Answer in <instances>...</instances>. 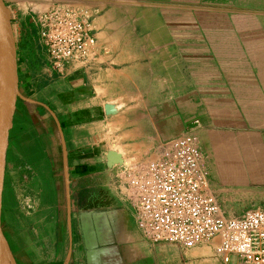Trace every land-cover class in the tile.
<instances>
[{
  "label": "crops",
  "instance_id": "0c3cea01",
  "mask_svg": "<svg viewBox=\"0 0 264 264\" xmlns=\"http://www.w3.org/2000/svg\"><path fill=\"white\" fill-rule=\"evenodd\" d=\"M127 2L85 0L82 5L96 12L101 42L115 50L141 48L147 56L150 46H158L162 52L157 64L164 66L159 73L165 72V65L180 58V43L166 22L172 15L180 28L181 10L160 12L166 39L159 44H150L155 42L149 38L130 44L117 38L120 25L113 20L124 16L119 10L127 9L129 15L128 8L117 7ZM239 12L211 9L209 47L229 48L247 37L254 43L255 52L250 51L255 61L264 64V24L255 20L257 24L241 35L234 26ZM142 23L138 22L142 27L148 21ZM16 48L18 91L0 187V243L13 263L224 264L215 254L217 239L191 249L147 241L139 228L127 173L136 174L153 156L160 157L162 144L181 135L195 119L205 122L207 132L241 129L243 102L233 96L264 98V88L215 87L212 96L217 99H208L204 115L190 119L182 114L179 102L171 104L181 94L169 96L162 90L157 93L162 98L150 101L148 58L85 56L58 70L50 58L31 59L28 47L17 38ZM231 75L244 77L241 72ZM262 75L261 71L260 82ZM135 89L142 100L133 104L128 100ZM153 112L160 117H153ZM151 136L156 141L153 148ZM259 168L264 172V165Z\"/></svg>",
  "mask_w": 264,
  "mask_h": 264
},
{
  "label": "rangeland",
  "instance_id": "374dc122",
  "mask_svg": "<svg viewBox=\"0 0 264 264\" xmlns=\"http://www.w3.org/2000/svg\"><path fill=\"white\" fill-rule=\"evenodd\" d=\"M5 2L12 19L15 38L21 41L24 47H28L31 59L38 58L39 62L42 60L44 62L50 58L40 36L43 16L49 12L70 10L76 17L92 22L95 27L96 44L86 56L148 58L150 101L154 102L162 98L157 94L162 90L169 96L181 94L182 98L172 101L171 104L175 101L179 102L184 111L182 114L191 117L190 119L194 118L193 116L204 115V103L208 99H217L212 96V89L215 87L222 88V85H228L246 89L264 88L263 75L262 81H259V73L262 71L263 74L264 64H260L258 60L255 61L251 54V51L255 52L252 40L244 37V40L231 44L229 48L220 47L217 50H212L207 42V37L212 30L211 9L227 8L241 11L239 12L241 16L235 20L234 26L242 35L244 30L249 31L253 28L255 20H258L257 23L264 24V0L224 2L129 0L127 3H118L119 9H129V15L126 14L128 12H124L127 9H123L118 13L124 16L112 18L114 21L117 20L115 23L120 25L122 31L115 34L119 40L131 42L130 44L146 42V38L154 40L155 43L150 42L152 45L159 44L158 40L166 39L163 33L166 26L164 22H159L160 12L173 11L175 8L181 10L178 22L180 28L177 26V21L174 22L172 15L170 17L173 19L165 23L171 24L169 25L170 35L175 36L180 43L177 50L180 58L176 59L175 64L165 65L163 73L159 71L164 66L157 64L162 48L150 46L147 56V51L141 48L115 50L108 43L101 42L98 37L101 26H99L96 12L82 5L85 0H5ZM142 20L148 21V24L141 27L138 22L140 21L141 24ZM237 72L243 73L244 77L237 78L231 75ZM253 74L256 76L253 77ZM136 91L128 100L133 104L142 100L141 92ZM187 94L189 95L184 97ZM234 98L243 102L245 124L241 126V129L235 131L214 129L207 132L205 122L200 121L201 118L190 122L185 129V131H193L198 138L199 147L203 153V168L207 172L209 192L216 197L223 216L227 219L239 218L254 210H264V172L259 168L264 165V98L249 96L245 93L239 98L233 96ZM152 115L156 119L160 117L158 112H153ZM155 142L154 137L151 136V148L155 147ZM158 158L153 156L148 163ZM229 158L236 160L229 161ZM243 165L245 168H241ZM255 165L257 168L249 167Z\"/></svg>",
  "mask_w": 264,
  "mask_h": 264
},
{
  "label": "built area",
  "instance_id": "2783aa9c",
  "mask_svg": "<svg viewBox=\"0 0 264 264\" xmlns=\"http://www.w3.org/2000/svg\"><path fill=\"white\" fill-rule=\"evenodd\" d=\"M40 36L56 69L83 58L96 44L95 27L70 10L42 18ZM139 228L152 244L186 249L218 239L216 256L224 264H264V210L239 218L223 216L209 192L203 153L189 130L162 145L160 157L129 176Z\"/></svg>",
  "mask_w": 264,
  "mask_h": 264
},
{
  "label": "water",
  "instance_id": "95a60500",
  "mask_svg": "<svg viewBox=\"0 0 264 264\" xmlns=\"http://www.w3.org/2000/svg\"><path fill=\"white\" fill-rule=\"evenodd\" d=\"M17 91L16 38L7 4L0 0V187ZM0 264H14L9 250L3 249L1 243Z\"/></svg>",
  "mask_w": 264,
  "mask_h": 264
}]
</instances>
